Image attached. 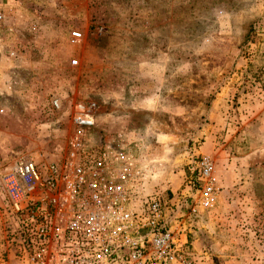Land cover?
Wrapping results in <instances>:
<instances>
[{
    "label": "rangeland",
    "instance_id": "rangeland-1",
    "mask_svg": "<svg viewBox=\"0 0 264 264\" xmlns=\"http://www.w3.org/2000/svg\"><path fill=\"white\" fill-rule=\"evenodd\" d=\"M53 1L66 6L62 19L34 18ZM9 2L28 16L24 28H10ZM0 14V42L23 57L51 31L65 48L51 69L0 70V174L23 151L53 156L71 132V104L94 100L98 129L129 135L150 161L142 197L161 196L193 264H264V0H0ZM203 155L221 187L210 207L193 198ZM17 228L0 175V253Z\"/></svg>",
    "mask_w": 264,
    "mask_h": 264
},
{
    "label": "built area",
    "instance_id": "built-area-1",
    "mask_svg": "<svg viewBox=\"0 0 264 264\" xmlns=\"http://www.w3.org/2000/svg\"><path fill=\"white\" fill-rule=\"evenodd\" d=\"M71 38L84 34L74 29ZM69 65L79 67V58ZM52 108L63 110V100L53 97ZM97 109L94 100L73 102L71 132L53 156L23 151L1 172L18 228L0 264H193L188 234L169 226L161 196L142 197L150 161L124 132L102 133ZM196 167L194 202L210 207L221 189L215 161L203 155Z\"/></svg>",
    "mask_w": 264,
    "mask_h": 264
},
{
    "label": "crops",
    "instance_id": "crops-1",
    "mask_svg": "<svg viewBox=\"0 0 264 264\" xmlns=\"http://www.w3.org/2000/svg\"><path fill=\"white\" fill-rule=\"evenodd\" d=\"M13 1L16 4H18V2L20 3L22 0H19V1L13 0ZM60 7H62V8L60 9ZM65 7L66 6H64V4H62V3L56 4V2L53 1V2H51V7L44 8V7L39 6V12L36 15L35 14H33V15H35L34 18H37L40 13L41 14H44V13L49 14L50 18L45 17V19L47 18V20L43 19L44 20L43 23L47 21V22H49L48 25L51 26V22L53 21V18H51V14H54L57 11V13L61 14L60 18L62 19L64 17V13L66 14ZM2 9L6 12L10 11L9 13L11 15H13L9 21L10 28H14V27L24 28L23 23L25 22V20H28L29 18L23 12L22 8H20L18 6L14 7V3L11 4V2H9ZM35 9H37V7ZM68 10L70 13L73 12L72 7H69ZM61 24H62V22H61ZM6 26H7V24L4 23L1 27H3V29L5 30ZM8 29H9V27H8ZM1 36L2 35H0V37ZM6 39L7 38L5 36V39L2 42H0V52H2V57H0V70H3L5 72L11 71L12 69L13 70L17 69L16 71L19 73V71H23L27 67H31V68L35 67L36 69H39V70H41L42 67H49L51 69L52 68L51 66H53L55 63H57L56 62L57 59L55 60V58L65 57L63 55L65 52L64 51L65 48L63 49V51H61L62 50V43H61L62 37H58V36L55 37L53 35L52 31H51V35L46 37V38L39 36V37H36L34 39L35 47H38L40 49L39 54H38V52H37L38 55L35 54L37 57L36 56L35 57H23L22 56L23 53L22 54L18 53L17 46L16 47H9L8 45H6L8 42ZM15 39H16V42L19 41V40H17V38H15ZM9 50H10V52L8 54ZM5 52L7 54H4ZM52 58L54 60V64L52 62ZM11 66H13V67H11ZM42 87H44V86L39 87V89H42Z\"/></svg>",
    "mask_w": 264,
    "mask_h": 264
},
{
    "label": "trees",
    "instance_id": "trees-1",
    "mask_svg": "<svg viewBox=\"0 0 264 264\" xmlns=\"http://www.w3.org/2000/svg\"><path fill=\"white\" fill-rule=\"evenodd\" d=\"M255 30V23L251 24L247 30V33L245 35V41L248 42L251 39V36L253 34V31Z\"/></svg>",
    "mask_w": 264,
    "mask_h": 264
}]
</instances>
